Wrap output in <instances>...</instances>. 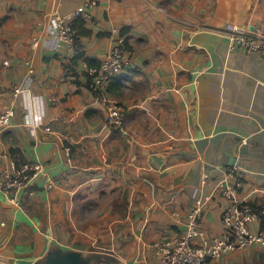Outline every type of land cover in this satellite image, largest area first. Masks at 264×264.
<instances>
[{
    "label": "crops",
    "instance_id": "1",
    "mask_svg": "<svg viewBox=\"0 0 264 264\" xmlns=\"http://www.w3.org/2000/svg\"><path fill=\"white\" fill-rule=\"evenodd\" d=\"M84 2L0 0V109L23 83V61L34 68L0 129V153L17 148L42 165L21 207L0 193V264H37L57 250L113 259L89 264H160L151 243L174 235L170 213L191 208L203 170L219 178L234 162L241 199L264 200V58L229 52L224 30L234 24L264 36V0H97L87 8L85 56L103 57L112 27L128 39L131 66L107 84L110 101L125 108L121 132L108 127L86 86L83 61L68 71L71 56L46 35L51 11L64 15ZM7 8L13 14L3 20ZM224 204L217 195L208 204L209 234L221 231ZM205 264H264V246Z\"/></svg>",
    "mask_w": 264,
    "mask_h": 264
},
{
    "label": "built area",
    "instance_id": "2",
    "mask_svg": "<svg viewBox=\"0 0 264 264\" xmlns=\"http://www.w3.org/2000/svg\"><path fill=\"white\" fill-rule=\"evenodd\" d=\"M97 4V0H85L82 6L61 15L51 11L47 17L46 35L55 49L64 50L73 56L77 50V29L74 21L85 15V10ZM225 33L229 52H243L264 58V36L259 28L243 31L234 24H226ZM110 46L99 60L97 66H89L83 61L85 72L90 77L88 89L97 97L106 109V122L110 129L124 130L125 108L122 104L111 102L107 94V84L111 78L119 75L131 66L130 49L126 33L119 27L109 31ZM37 36H33L31 44L38 46ZM26 74L20 87L12 89L9 99L1 105L0 129L10 124L15 114L17 95L29 91L33 81L34 68L30 60L23 61ZM9 66L8 60L2 62ZM2 77L0 74V90ZM33 127H31L32 129ZM69 150V148H67ZM19 153H0V193L7 205L21 207L22 201L33 195L31 180L41 171L38 162L22 161ZM211 183L212 190L204 189ZM244 179L236 162L224 167V175L216 178L207 170H203L198 187L193 192L191 208L181 213H170L171 224L175 227L174 235L166 239H158L151 243L154 256L160 264H205L207 261L220 259L231 251L244 249L255 243L264 246V200L259 202L241 199ZM202 192V193H201ZM215 195L223 198L225 204L220 211L221 231L209 234L202 226V220L208 204ZM254 223L257 228H253ZM4 225V223H0Z\"/></svg>",
    "mask_w": 264,
    "mask_h": 264
},
{
    "label": "water",
    "instance_id": "3",
    "mask_svg": "<svg viewBox=\"0 0 264 264\" xmlns=\"http://www.w3.org/2000/svg\"><path fill=\"white\" fill-rule=\"evenodd\" d=\"M100 260L113 262L110 256L101 253L82 255L77 251L57 250L48 252L44 259L37 264H89Z\"/></svg>",
    "mask_w": 264,
    "mask_h": 264
},
{
    "label": "trees",
    "instance_id": "4",
    "mask_svg": "<svg viewBox=\"0 0 264 264\" xmlns=\"http://www.w3.org/2000/svg\"><path fill=\"white\" fill-rule=\"evenodd\" d=\"M82 22H83V20L81 17H78L74 21V27L77 29V34H78V37H77L78 50L73 56L67 58V60L64 63V66L68 68V71L73 70L72 65H74L76 63V61H78V60H82V61L86 62L87 65H89V66H97L99 64V60H97L96 58L90 57V56H85L82 49H81V45L79 43V35L90 34V31L83 29V27H82L83 23ZM121 29L124 32V29L123 28H121ZM84 75L86 77V86H88V83L90 81V77L87 75V73L85 71H84ZM16 152H19V150L17 148H11L10 149L11 155H13ZM22 161H24L22 158H17L18 163L22 162Z\"/></svg>",
    "mask_w": 264,
    "mask_h": 264
},
{
    "label": "rangeland",
    "instance_id": "5",
    "mask_svg": "<svg viewBox=\"0 0 264 264\" xmlns=\"http://www.w3.org/2000/svg\"><path fill=\"white\" fill-rule=\"evenodd\" d=\"M11 12H12L11 8H7L6 11L4 12L3 20L12 16L13 13H11ZM17 17L20 18L19 16H17ZM2 42H3L2 43L3 46L6 47L7 42L5 41V39L2 40Z\"/></svg>",
    "mask_w": 264,
    "mask_h": 264
}]
</instances>
